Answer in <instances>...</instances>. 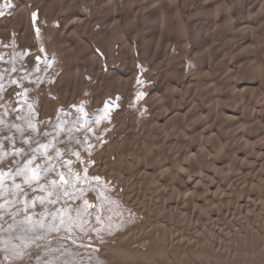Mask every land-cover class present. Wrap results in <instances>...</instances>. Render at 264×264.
<instances>
[{"label": "rangeland", "instance_id": "rangeland-1", "mask_svg": "<svg viewBox=\"0 0 264 264\" xmlns=\"http://www.w3.org/2000/svg\"><path fill=\"white\" fill-rule=\"evenodd\" d=\"M33 1L0 0V12H3V15H0V27L8 23L14 30L9 34L10 37L0 35V264H264V203L262 205L257 203L255 211L249 212L250 218L254 217L257 223L242 226L243 234L248 235L230 242L228 238L234 218L219 217L215 221H204L203 216L197 215L196 220L194 218L190 224L192 227L187 224L180 225L177 221L163 222L128 197L141 191L140 193L144 192L146 195L144 196L146 200L155 199L154 194L150 197L148 189L143 188L132 177L139 171L136 169L137 161H142V152L139 150L142 143L141 134H144L143 132L151 125L153 127L159 116L170 110V105L167 104L172 98V93L166 82L172 78L175 70L180 71L178 80L182 78L186 82L193 78L197 84L181 94V110L185 111L193 106L189 115L184 121L172 120L167 126L168 136L172 140L178 139L181 131H185L186 139L190 142L187 144L189 146L187 153L190 154L191 161L194 163L200 159L202 162L201 169H197V164L194 163L196 167L189 172L185 171V176L187 173L189 176H206L205 179L217 178L221 173L223 178L247 176L249 167L255 169L256 178L264 173V157H258V148L264 147V109L256 103L258 94L254 92L255 94L248 97L251 105L247 113L253 110L248 114L250 116L246 114L245 117L241 114L240 105L239 108H233L236 109V116L242 115L244 116L242 119L246 121L239 132L245 134L240 147L242 148L244 141L247 140L249 146L255 143L254 152H246L244 157L237 159L234 149L230 148L229 144L225 152L222 150L220 154L218 144L225 145V141L228 142L230 139L218 124L209 122L211 113L209 114L207 110L214 109V103L203 102L204 100L198 96L202 94L201 91H207L206 88L212 80L218 79L219 69L225 65V59L218 60L220 58L215 55L216 51L212 48L193 53L183 51L174 26L176 24L170 14L168 20H172L169 21L166 34L170 37L171 46L163 58L149 63L138 51L140 43L144 44V41L148 40L145 27L141 25L140 29L135 28L137 24L129 17L132 14L131 6L141 0H117L118 12L122 18L115 28L110 29V21L95 15L80 29V35L87 40L89 48L91 46L90 50L98 60L96 63L90 62L86 57L78 60L79 67L84 70L78 94L73 100L74 103L69 104L70 90L61 88L58 83L59 78L68 71L70 64L65 63L57 19L69 18L71 11L61 0H39L43 10L36 13L34 19L32 14L35 13L36 5ZM107 1L102 0V5L107 6ZM215 1L218 4L221 2ZM53 3L57 9L54 15L46 12ZM95 6L93 0H77L74 11L80 15L90 16ZM19 13H22L20 17ZM25 15L28 16L32 30L29 43H21L18 40L22 32L18 33L17 28ZM104 36H110L105 40L106 52L100 48L98 41ZM261 38L262 35L254 34L256 44L261 43ZM223 42L224 36L219 30L215 36V43L217 46H225ZM75 49L79 52L83 50L78 40L75 41ZM203 55L206 60L203 59L204 63L201 61ZM208 58L212 59V73L203 68ZM261 59H264V54L261 55ZM117 70L126 75L125 91L123 87H118L115 89L116 92L109 85L108 77H114L115 75L111 74ZM262 72L264 73V67ZM155 78L159 79L158 83H164V90L167 88L165 94H160L166 106L157 113L149 104L144 103V92ZM238 82L242 83L241 80ZM221 88L222 85L219 83L218 89ZM227 101L223 98L221 105L228 113L231 107ZM256 115L262 119L253 118ZM194 121L202 123L201 126L192 125ZM158 124L162 125L160 121ZM208 131L217 136L218 141L214 139L217 146L213 141L206 139ZM123 141H126L124 152L119 147ZM42 145L48 147L45 149L41 147ZM202 145L204 149L200 151ZM57 152L60 153V158H57ZM76 153H79V156ZM251 154L259 159H255L254 156L252 158ZM33 156L38 158L33 165L28 166L29 168L35 164L44 167L52 165L56 168L55 173L49 175L47 180L41 179V184L50 188L48 181L52 179L59 181L58 174L62 173L66 178L71 177L72 183L76 186L75 188L69 186V191H74L78 198L83 197L77 199L75 204L69 203L70 211L64 214L66 224L60 226L59 232H43L38 225L36 231H31L29 230L31 223H25L29 216L32 221L43 219L45 224L53 223L51 213L56 209H62L64 201L68 199L61 193V199L55 204H49L46 199L43 204L37 200L33 205L34 198L48 197L47 191H33V188L38 189L39 186L33 184L30 188L24 182V176L17 175L18 170L24 169L26 162ZM131 159L135 163L133 162L134 165L131 164L130 167L125 162ZM208 160L216 163L214 167L219 172L218 175L215 174L217 176L213 174L210 164H206L210 162ZM229 167L230 169H227ZM146 168L149 169L148 166ZM202 169L204 173H201ZM219 169H223L222 172ZM43 175L41 172V176ZM115 175L121 177L122 183L116 180ZM28 176L31 178V171L28 172ZM96 177L99 180L95 179ZM152 182H157L155 175ZM16 185H20L21 188H16ZM232 194L229 196L228 205H232L239 198L242 201L247 199V193ZM48 199H55V196ZM161 199L168 203L183 204L184 200L190 197L187 196L186 199L185 195L178 197L167 192L165 198L161 197L160 201ZM249 199L252 202L255 200L253 196ZM84 200L94 207L87 208L82 218L86 222L81 227V220L76 219V209L85 207ZM98 215L101 217L99 223L96 220ZM69 216L72 217L71 222L68 220ZM55 223L59 224V219ZM65 227H71V233L65 231ZM37 232L44 238L35 239ZM212 232H215V235L209 237ZM204 234L206 237H203ZM169 238L177 239L180 245L179 248L171 250L176 257L171 262L166 257H157L167 248Z\"/></svg>", "mask_w": 264, "mask_h": 264}, {"label": "bare ground", "instance_id": "bare-ground-1", "mask_svg": "<svg viewBox=\"0 0 264 264\" xmlns=\"http://www.w3.org/2000/svg\"><path fill=\"white\" fill-rule=\"evenodd\" d=\"M38 1L39 0L33 1V4L36 5L34 7L35 13H38L39 11L43 10L42 5L39 3L40 1L39 2ZM61 1L65 5V7L69 11H71V16L69 18L61 17L57 19L59 25L58 27L59 39H60V43L62 44L63 55L66 60L65 63L66 64L69 63L70 67L68 71H66L59 78L58 83L61 88L64 87L70 90L68 103L71 104L74 98L78 94L79 91L78 86L81 80L82 71L84 70L83 68L81 69V67H79L78 60L82 57H86V59H88L90 62H95V63L96 60H98V57L94 54V52L90 50L91 46L89 48V44L87 43V40L80 35L81 34L80 29L85 24H88L95 17V15H100L103 18H106L107 21H110V25H109L110 29L115 28L117 23L121 22L120 20L122 17L121 14L118 12L117 0H108L107 6L104 4L102 5L101 3L102 0H93L96 3V6L94 7V10L90 16L87 14L80 15L76 13V11H74L77 0H61ZM56 10H57L56 5L53 3L50 9L48 11L46 10L45 11L49 14L54 15L56 14ZM130 10H132V14L129 17H131L132 22L134 24H137L135 28L140 29L141 25L145 27L144 29L146 30L145 33L147 34L148 40L144 41V44L140 43L138 51H140V54L149 63H153L157 59L163 58L168 52L171 46V41L169 35L166 34L167 32L166 29H168L167 26L169 27V21H171L172 19L176 24L174 26L176 28L178 37L180 38L179 40V44L181 45L180 47L184 49L183 51L193 53V51L202 52L204 49L208 51L209 48L210 49L212 48L213 50L216 51L215 55L218 58H220L218 60L225 59L226 61L225 65H223L219 69L220 71L218 73V79L212 80L210 85L206 88L207 91L205 92H203L204 90L201 91L202 94L198 97L204 100L203 102L214 103L215 108L214 109L212 108L213 110L211 108L207 110L209 114L211 113V119H209V122H214L215 124H218L226 132L224 134L228 137V139H230V141L229 140L228 142L225 141V145L224 144L221 145L219 143L218 144L219 148H217L216 147L217 144L215 143L217 136L215 137L213 135V132L211 131H208L206 133L207 134L206 139L210 140L211 142L213 141L216 144L215 148L219 149L218 151L220 154H222L221 152L223 151L225 152V148H228V145L230 144V148L234 149V155L235 157H237V159H239V157L240 158L244 157L246 152H254L255 143L253 144L254 146L253 145L249 146L247 140L244 141L242 148L240 147L241 145L240 143L242 139L245 137V134L244 132L243 133H239V132L241 131L240 129H242V126H244L243 125L244 122H246L245 119L242 118L244 116L246 117V114L248 115L253 112L252 110L251 113H247L248 112L247 109L251 105V104L249 105L250 100L248 97H251L253 94H255L254 92L258 94L256 103L260 104L259 106H261V108L264 109V97H262V94L264 95V91H263L264 78L262 79V76L264 74L262 72L264 67V59H261V55L264 54V0H221L219 4L215 0H168V3H166V0H141L134 6H131ZM23 14H25V11H23ZM170 14H172L173 18L171 20L170 19L168 20ZM20 15H22V13H19V17ZM219 30L224 36L223 45L225 46H217L215 43V36L217 35ZM13 31H14L13 27L8 23L2 24L0 27L1 36H8L10 33H13ZM20 31L22 32V34L19 36V39L18 38L17 39L21 43H29L31 39L32 30H31L30 22L28 20V16H26L24 20L22 19L21 25L17 28V32L19 33ZM254 34L262 35L260 44L255 43ZM108 37L104 36L102 37V39H98L99 44L101 46L100 48H102L104 52H106L107 49L105 48L106 47L105 40L106 39L108 40ZM77 40L83 47V50L82 51L80 50V52L75 49V41ZM129 48L131 49V46ZM130 51L132 52V50ZM102 54L104 53L102 52ZM203 59H204V55L201 59L202 62L205 60ZM211 60H212L211 58H208L207 64L205 66L203 64V68H205L207 71H211L212 73ZM214 69L216 70V67ZM179 72H180L179 70H175L172 78L167 80L166 82L167 86L170 88V91L172 93L171 95L172 98L170 99L169 102L170 104L169 103L167 104L170 105V110H168L170 112L166 110L167 112H165L164 114L159 116V118L156 119L155 125L153 124L154 125L153 127L151 125L150 127L147 128L145 132H143L144 134H141L142 143L139 147L140 148L139 150L140 152H142V161L141 160L137 161L136 169L139 171H137L135 175L132 177L143 188L148 189L150 197L154 194L155 199L154 201H152L151 198L146 200V198L144 197L146 195L143 194L144 193L143 191H142L143 193H140L141 191L137 193L135 192V195L132 193L133 196L130 195L128 197L130 198V200L132 199L134 203L140 205V207L143 210H145L150 214L156 215L158 219H160L163 222L171 220L175 222L177 221V223H179L180 225L187 224L191 226L190 224H192L193 219L197 215L201 217L203 216L202 218H204V221L206 220L215 221L219 219V217H223V218L230 217L231 219L234 218L235 221L233 220L234 222L232 224L233 226H231L230 234L227 231V233L229 234V238L227 237L228 240L230 242H234L248 235V234L244 235L245 233L243 234L242 226L245 227L250 224L257 223L254 217L250 218L249 212L250 210H252V212L255 211L254 208H256L257 203H259L260 205L264 203V173L262 171H261L262 173L257 172L261 174L258 175L259 176L258 178H256L254 177V175L256 174L255 169H253V167L252 168L249 167L247 169L248 171L247 176L237 177L236 175V177L227 176V178L226 177L223 178L222 173L221 176L217 178L208 177L209 179H205L204 177L206 176H200V175L189 176V173H187L185 176L184 174L185 171L189 172L190 169H194L196 166H197L196 168L199 169L202 166L201 165L202 162L200 161V159L198 162L195 160L196 162L194 163L197 164L195 166L193 161H191L190 154L187 153L188 152L187 149L189 147L187 144H190V142L189 140L187 141L186 139L187 136L184 134L185 132L184 130L181 131V136L178 139L172 140L168 136L167 126L171 124L172 120H177L180 122L184 121L185 117L188 116L189 112L192 110L191 108H193V106L191 105V107L187 108L185 111L181 110L180 106L182 102V96H181L182 92L184 90L191 89L192 87L197 85L196 81L193 78L187 80L186 82L183 81L182 78L178 80ZM113 74L115 75L114 77H108L109 85H111L114 88V90L118 87L124 88L126 83L124 79L126 77L125 73L122 72L121 70H117L111 75ZM158 80H159L158 78L152 79L151 81L152 83L144 92L145 94L144 103L149 104L150 107L155 111V113L160 112L161 108L162 107L164 108L166 106V104L161 100L160 94L162 95L165 94V90L167 88L165 87L166 89L164 90L163 88L164 83L162 82L158 83L157 82ZM238 80H241L242 83H239ZM219 83L222 85L221 89H218ZM123 90L125 91V88ZM115 91L117 92V90ZM223 98L228 100L227 103L231 107L228 110V113L223 108L224 106L222 107L221 105L222 104L221 101L223 100ZM239 105L241 108V114L244 116L239 115L237 117L236 116L237 112L235 111L236 109L234 110L233 108L235 107L239 108ZM253 108H255V105L253 106ZM253 118H255L256 120L262 119L258 115L253 116ZM159 121L162 123V125L160 126L158 124ZM197 124L201 126L202 123L198 121H194L192 123V125H197ZM161 136H163V138H161ZM125 145H126V141L125 142L123 141L119 147L122 150L123 149L125 150L126 149ZM203 146L204 145H202V149L200 151L204 149ZM258 152H259L258 157L262 156L263 158L264 147H259ZM251 155L252 158L253 156L255 157V155L253 154ZM227 157L229 156L227 155ZM257 158L255 157V159ZM133 162L134 161H132L131 159V161L127 160V162L125 163L131 167V164H133ZM208 163L210 164L211 166L210 168H212V171H214L213 174L215 175L217 173L218 175L219 172H217L216 171L217 168L214 167V164L216 163L212 162V160L210 162H206V164ZM221 164L222 163H220V165ZM245 164L247 163L245 162ZM140 165H143V167H141ZM146 165L149 167V169L146 168L147 167ZM224 167L225 165L222 168ZM227 169H230V167ZM220 170L222 172L223 169H219V171ZM111 173L112 172L110 171L109 174ZM201 173H204V171ZM230 173H228V175ZM154 175L155 177H157V182H152ZM115 178L118 182L122 183V179L120 176L115 175ZM167 192H170V194H176V196L178 195V197L180 195H185L186 199L187 196L190 197V199L186 201L184 200L183 204L178 202H175L174 204L170 202L168 203L162 199H161L162 201H160L161 197L165 198ZM237 192L241 194L247 193V196L245 195L247 199L242 201L239 198L232 205H228L230 202L229 196L232 193H237ZM250 196L254 197L255 199L253 200L254 202H252L249 199ZM217 207H219V209ZM187 215L189 216V218H187ZM228 223L229 222H227V224ZM214 235L215 232H212L209 237H213ZM203 237H206V234H204ZM176 241L177 239L175 240L169 238L167 248L163 253H161V255H158L157 257L159 256L166 257L170 262L174 261L176 257L175 255L172 254L171 250L180 247L179 242L177 241L176 243ZM128 258H133V257L129 256Z\"/></svg>", "mask_w": 264, "mask_h": 264}, {"label": "snow or ice", "instance_id": "snow-or-ice-1", "mask_svg": "<svg viewBox=\"0 0 264 264\" xmlns=\"http://www.w3.org/2000/svg\"><path fill=\"white\" fill-rule=\"evenodd\" d=\"M10 6V5H9ZM0 15H3V12H0ZM33 18L35 19L36 13H33ZM107 106V105H106ZM98 123V121H96ZM25 143H27V141H25ZM41 147L43 148H47V145H42ZM77 156H79V153H76ZM37 156H33L31 159H29L26 162L25 168L18 170L17 175H23L24 176V182L31 188L33 184H36L39 186L38 189L33 188V191L39 190V191H47L48 197H53L55 196V199H48V197H37L33 199V205H35V203L37 202V200L39 201V203L43 204L45 203V200L47 199V202L49 204H55L57 203L60 199H61V193L63 194L64 197H67L68 199L64 201V207L62 209H56L55 212L51 213L52 216V220L53 223L50 224H45L44 220H37V221H32V218L29 216L26 218L25 223H31V231H36L37 230V225L39 226V229L43 232H59L61 230L62 225H65V219H64V214L70 211L69 208V203L71 202L72 204L76 203L77 199H83V197H76L75 196V192L69 191V186H71L72 188H75L76 186L72 183L71 177L66 178L64 174L60 173L59 175V181H57L56 179H52L50 181H48V185L50 186V188H46L44 184H41L40 181L41 179L47 180L49 175H52L53 173H55L56 168L55 166L49 165L47 167H44L41 164H35L34 167L29 168L28 166L33 165L34 161L37 159ZM44 158H46V153L44 154ZM57 158H60V153L57 152ZM61 163H63V161L61 160ZM31 171V178H29L28 176V172ZM87 170L85 169V172ZM41 172L44 174L43 176H41ZM86 178V177H85ZM95 179L99 180L98 177H96ZM16 188L20 189L21 186L20 185H16ZM22 191V189H21ZM26 195V193H25ZM84 206L82 208H77L76 209V219H80L81 220V227L83 225V223H85L86 221H84L82 218L84 216V214L86 213L87 208H92L94 207L93 205L88 204L87 200H84ZM59 219V224H56L55 221ZM101 217L98 215L96 216V220L99 223ZM69 222L72 221V217L69 216L68 217ZM65 231H68L69 233H71V227H65L64 229ZM44 236L40 234V232H37L35 239H43ZM73 243H75V241L73 240Z\"/></svg>", "mask_w": 264, "mask_h": 264}]
</instances>
